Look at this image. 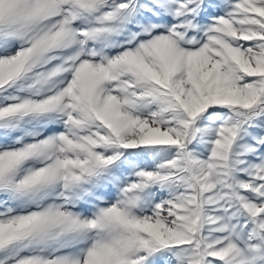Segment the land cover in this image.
<instances>
[{
  "label": "snow or ice",
  "instance_id": "obj_1",
  "mask_svg": "<svg viewBox=\"0 0 264 264\" xmlns=\"http://www.w3.org/2000/svg\"><path fill=\"white\" fill-rule=\"evenodd\" d=\"M0 264H264V0H0Z\"/></svg>",
  "mask_w": 264,
  "mask_h": 264
}]
</instances>
